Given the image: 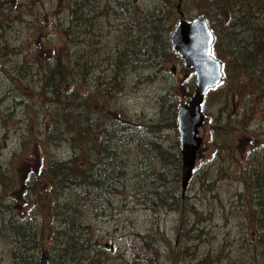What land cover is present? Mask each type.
<instances>
[{"label": "rangeland", "instance_id": "rangeland-1", "mask_svg": "<svg viewBox=\"0 0 264 264\" xmlns=\"http://www.w3.org/2000/svg\"><path fill=\"white\" fill-rule=\"evenodd\" d=\"M82 1L92 6L98 18L93 23L79 21L65 35L63 31L71 28L72 0H0V264H13L14 250L1 232L2 217L33 218L29 212L36 207L26 204L24 194L28 177L42 158L34 143L41 138L49 113L56 114L70 101L82 103L81 112L92 119L94 113L101 114L109 131L118 134L114 148L126 175L110 205L92 219L101 264H141L151 249L157 254L154 264H178L179 258L184 260L179 264H195L219 251L221 264L255 260L243 241L251 240L252 223L245 219L248 203L237 195L244 192L242 180L248 172L264 169L261 161H251L252 156L264 160L259 148L264 145V83L257 80L258 70L240 65L238 55L231 56L229 48L250 34L243 32L242 17L231 19L229 10L213 9L209 0ZM179 1L184 18L177 14ZM149 10L165 14L161 37L149 41L155 55L152 61L131 67L119 58L129 42L123 38L130 28L126 15ZM196 18L210 22L212 56L222 64L223 79L203 102L205 120L199 130L203 143L181 198V162H173L175 152L179 153L175 115L193 97L195 78L193 69L185 68L182 58L171 50L169 38L178 22ZM249 23L252 29L246 30L263 35L256 30L255 20ZM81 54L85 60L77 57ZM57 61L67 70L62 79L57 75L59 82L53 81V90L59 94L56 102L48 87L45 98L38 94L47 70L60 67ZM109 84L114 91L108 92ZM50 154L65 160L67 146L52 148ZM161 174L167 185L155 189L152 181L160 185ZM38 192L42 190L34 192L35 203L44 197ZM157 195H163V202ZM174 197L182 199V210L170 204ZM35 218V223L43 225L49 216L43 210ZM46 232L38 261L43 251L52 249ZM260 252L264 253L261 246L254 253ZM258 261H264V256Z\"/></svg>", "mask_w": 264, "mask_h": 264}, {"label": "trees", "instance_id": "trees-1", "mask_svg": "<svg viewBox=\"0 0 264 264\" xmlns=\"http://www.w3.org/2000/svg\"><path fill=\"white\" fill-rule=\"evenodd\" d=\"M209 2L213 9L229 10L231 19L239 21L242 17L239 23L243 22V32L248 31L250 34L238 39V44L229 48L230 53L234 58L238 55L240 65L253 71L258 70L260 74L257 80L264 83V0H209ZM167 6L172 7V4ZM69 8H71V26H69L71 28L63 31L65 35H68L69 30L73 31V26H77L79 21L87 20L93 23V20L98 18L97 14L92 13V6L85 5L82 0H72ZM126 19L130 23V28L125 31L127 34H124L123 38H127L129 42L119 58L126 59L127 65L131 67L143 66V63L151 62L152 56H155L149 41L152 42L161 37L160 32L164 27L165 14L149 10L136 15L131 11L126 15ZM251 19L257 22L256 30L263 35L258 36V33L254 34V31L246 30L252 29L249 23ZM207 23L210 24V22ZM162 35L168 42L167 32L164 31ZM75 39L77 40L76 35ZM93 44L94 42L92 46ZM77 57L84 59L83 54ZM157 57L159 59L162 57L161 49L158 50ZM56 63L60 66L57 70L53 69L52 72L47 70L43 75L42 87L38 96L45 98L46 87H48L52 98L57 102L59 94L53 90V81L59 82V76L62 79L67 67L58 61ZM113 87L114 85L109 84L108 92L114 91ZM100 93L104 95L105 90ZM78 100L82 101L83 97L79 96ZM49 106L53 105L49 103ZM81 108L82 103L70 101L66 107L56 110V114L50 112L46 121L47 128L45 125L40 134L41 138L34 143L36 151L42 158L37 162L39 168L35 166L28 177L24 194L28 202L26 204L36 207L33 208L34 211L30 209L29 212L33 213V218L24 219L13 214L8 220L2 217L1 222L4 239L14 246L13 264L39 263L38 251L42 249L45 229H47L46 233L52 246V249L49 248V251H46L49 264H101L100 254L96 253L98 242L91 231L92 219L98 218L99 213H103L110 205L111 198L116 195L119 186L126 181V175L122 171V157L114 148L118 134L114 130L109 131L106 120L101 114L94 113L96 118L92 119L90 114L85 116ZM80 114L84 116L83 121L80 119ZM62 145L67 146L68 156L65 160H58L50 154V150ZM261 146L262 144L259 148L264 151V145ZM158 150L163 153L167 152L161 148ZM162 157L164 158V155ZM251 161L252 163L259 161L264 163V160L254 156ZM173 162L178 164L180 162V154L177 151L173 156ZM161 175L163 180L160 185L154 184L155 180L152 181L151 185H154L155 189L167 185L166 177ZM242 183L244 192L238 194L237 199L247 200L245 219L252 223L249 225L251 240L244 238L243 241L251 247V256L256 257L255 260H250L246 264H264V261H258L264 253L260 252L259 255L254 253L260 246L264 249V169L260 173L248 172L247 178L243 179ZM202 186L206 188L208 183L206 186V183L202 182ZM38 189L42 192H38L37 195L44 197L42 202L35 203L34 192ZM71 194H74V197H71ZM162 197L163 195H157V200L163 202ZM181 198L177 200L175 197L172 198L170 204L182 210ZM37 210L40 212L44 210L49 216L43 225L35 223ZM31 252L34 253L30 254ZM180 253L181 250L178 251V255ZM221 254L222 251L208 253L195 264H221ZM156 257V252L151 249L141 264H154ZM134 258L135 256L131 260ZM235 261L237 260L232 259L225 264H235ZM178 262L183 263L184 260L179 258ZM125 264L131 263L125 261Z\"/></svg>", "mask_w": 264, "mask_h": 264}, {"label": "water", "instance_id": "water-1", "mask_svg": "<svg viewBox=\"0 0 264 264\" xmlns=\"http://www.w3.org/2000/svg\"><path fill=\"white\" fill-rule=\"evenodd\" d=\"M177 6V14L183 18ZM170 46L182 58L183 66L193 69L195 92L190 102L178 108L176 125L179 133V153L181 159L180 188L182 196L193 175L197 154L203 143L199 129L204 123L201 105L209 90L215 89L222 81V64L211 57L213 36L203 18L190 23L178 22L170 34ZM39 264H49L48 253H41Z\"/></svg>", "mask_w": 264, "mask_h": 264}, {"label": "bare ground", "instance_id": "bare-ground-1", "mask_svg": "<svg viewBox=\"0 0 264 264\" xmlns=\"http://www.w3.org/2000/svg\"><path fill=\"white\" fill-rule=\"evenodd\" d=\"M2 128V127H1Z\"/></svg>", "mask_w": 264, "mask_h": 264}]
</instances>
